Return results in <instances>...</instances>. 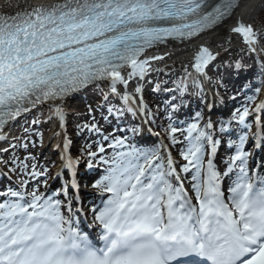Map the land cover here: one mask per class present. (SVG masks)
<instances>
[{
	"label": "snow or ice",
	"instance_id": "1",
	"mask_svg": "<svg viewBox=\"0 0 264 264\" xmlns=\"http://www.w3.org/2000/svg\"><path fill=\"white\" fill-rule=\"evenodd\" d=\"M238 8L239 0H56L0 15V141L7 139L8 121L38 106H49L63 121L64 102L101 82L128 105L115 109L118 115L142 113V124L155 123L147 118L151 113L146 104L132 106L136 97L127 88L131 80L148 75L150 60L163 57L141 56L169 38L191 42L218 28L225 29L226 37L241 36L247 51L260 56L264 19L257 26L237 16ZM230 43L226 39L220 45L225 53L230 49L224 45ZM220 55L201 46L197 71L207 76L204 67ZM135 91L142 101L143 86ZM169 107L175 111L178 105ZM253 112H264V101L254 109H237L226 123L248 127L245 122ZM168 120L166 131L176 143L180 129L172 126L171 115ZM200 120L202 116L188 125V147L181 152L187 163L181 171L170 153L162 156L159 147L137 146L144 128L135 124L120 137H103H111L109 147L126 151L110 160L100 155L103 144L97 145L98 152H87L89 169L95 159L109 165L92 185L102 198V206L92 207L102 246L79 227V161L67 153L64 167L72 175L59 190L41 193L38 183L27 193L22 182L24 192L11 187L0 191V264H264V165L249 168V137L243 134L238 143L227 141L235 154L218 169L214 161L221 141L213 134L211 119L202 126ZM220 124V132H227L225 122ZM92 129L100 132L98 125ZM70 145L66 141L63 148ZM192 168L195 202L181 179V172ZM49 174L47 169L36 172L35 166L28 173L34 179L43 176L46 189ZM224 179L231 181L226 189Z\"/></svg>",
	"mask_w": 264,
	"mask_h": 264
},
{
	"label": "bare ground",
	"instance_id": "2",
	"mask_svg": "<svg viewBox=\"0 0 264 264\" xmlns=\"http://www.w3.org/2000/svg\"><path fill=\"white\" fill-rule=\"evenodd\" d=\"M55 1L56 0H0V15L14 14L18 11L23 10V8H25L28 4H51L54 3ZM262 10H264V0H242L239 5V8L236 10V15L246 21L247 20L253 21L261 13ZM238 37L240 36L235 34L231 35L230 37H226L225 29L218 28L216 29L215 32L207 33L200 39L186 43L184 45L182 44L174 48H163L157 50V52L151 51L146 55H144L141 59L151 58V57H163V59L150 60V67L148 68V72L153 70L152 74L166 73L167 71L180 72L181 74H185L188 72H192L191 70L193 69L196 72V74L201 75L202 73L198 72L197 68L195 67L196 64L195 58L198 55L201 46L207 47L209 49H214V52H218V51L222 52L223 49L220 47V45L224 44V41L226 39H230L231 43L224 45L225 47L230 49V51L228 52L229 54L241 47V43H239ZM179 62L185 65L184 68L181 70L175 68V66H177ZM128 71H129L128 69L125 71V75L127 74ZM193 78L194 77L191 76L190 79H188V82L192 84H194L195 82L197 84H200L197 82V80H192ZM196 78L199 79L198 77ZM133 80H138V83L142 85L144 88V85L148 79L145 77L143 80H139V79H133ZM133 94L137 95L139 93L134 91ZM66 106H67V101H65L63 104L64 113L66 111L65 110ZM257 159L259 166L264 165V154L262 152L257 153L256 160ZM39 161H41V159H39L38 162ZM38 169L42 170L40 168V165H37L35 171ZM261 174L264 175V173Z\"/></svg>",
	"mask_w": 264,
	"mask_h": 264
},
{
	"label": "rangeland",
	"instance_id": "3",
	"mask_svg": "<svg viewBox=\"0 0 264 264\" xmlns=\"http://www.w3.org/2000/svg\"><path fill=\"white\" fill-rule=\"evenodd\" d=\"M264 19V12H261L256 18H255V21L257 24L260 25L261 23V20ZM243 53L242 50H234L233 52L229 53L228 56H226L225 58V61H227L228 63L237 59L238 57H240V55ZM29 163V161H27ZM187 163V161H184V164Z\"/></svg>",
	"mask_w": 264,
	"mask_h": 264
}]
</instances>
